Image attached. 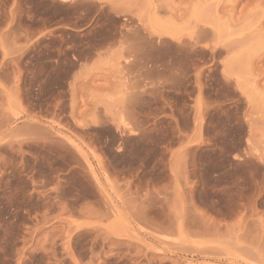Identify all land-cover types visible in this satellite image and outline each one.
I'll return each mask as SVG.
<instances>
[{
    "label": "rangeland",
    "instance_id": "obj_1",
    "mask_svg": "<svg viewBox=\"0 0 264 264\" xmlns=\"http://www.w3.org/2000/svg\"><path fill=\"white\" fill-rule=\"evenodd\" d=\"M134 61L174 91L73 101ZM0 264H264V0H0Z\"/></svg>",
    "mask_w": 264,
    "mask_h": 264
},
{
    "label": "crops",
    "instance_id": "obj_2",
    "mask_svg": "<svg viewBox=\"0 0 264 264\" xmlns=\"http://www.w3.org/2000/svg\"><path fill=\"white\" fill-rule=\"evenodd\" d=\"M73 58L78 63L79 71L82 70L84 63L80 62L77 58ZM110 59L115 61V54L110 56ZM103 58L101 55H95L90 63H93L96 69H99L102 65ZM114 64L112 69H109L108 73H97L94 79L86 80L78 84L73 92V101L80 102L83 100L89 104H93L97 101H105L112 103H119L123 105L126 113L131 112V103L140 98V101L153 98L155 101L156 91L163 89L166 93L174 91V86L167 78H162L160 72L155 69V66H140L137 61L131 64H122L120 70L124 72L125 80L118 78V68ZM202 85L200 86V94H197V89L193 97L190 98V129L184 130L180 126V119L177 120L178 133L182 135H201V141L203 142L204 126L202 119L206 110L205 97L202 92ZM200 96V103L197 102V98ZM170 117V116H169ZM201 121H196V119ZM176 120V118H175ZM142 131L140 130V133Z\"/></svg>",
    "mask_w": 264,
    "mask_h": 264
},
{
    "label": "bare ground",
    "instance_id": "obj_3",
    "mask_svg": "<svg viewBox=\"0 0 264 264\" xmlns=\"http://www.w3.org/2000/svg\"><path fill=\"white\" fill-rule=\"evenodd\" d=\"M79 149V148H78Z\"/></svg>",
    "mask_w": 264,
    "mask_h": 264
}]
</instances>
